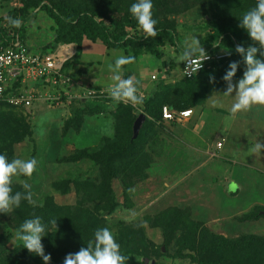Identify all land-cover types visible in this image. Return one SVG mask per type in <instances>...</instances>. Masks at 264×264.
Listing matches in <instances>:
<instances>
[{"label":"rangeland","instance_id":"374dc122","mask_svg":"<svg viewBox=\"0 0 264 264\" xmlns=\"http://www.w3.org/2000/svg\"><path fill=\"white\" fill-rule=\"evenodd\" d=\"M23 1L30 3L28 0H0V18L7 15L10 9L21 7L24 4ZM35 1H40V6L29 9V20L24 24L23 32H21L24 43L30 49L39 53L41 49H54L58 44L54 42L56 41L55 24L46 12L41 10L42 5L63 1L66 5L89 9L91 4H94L99 12L106 14L103 19L105 24L115 21L124 23V31L128 36L141 39L139 49H143L142 55L134 64L126 65V68L122 67V77L124 73L134 74L138 84L144 88L140 90L141 93L146 92L144 95H149L168 84L173 85L174 88L180 85L181 90H176V92L180 91V99L185 103L192 99L200 103L190 108L193 116L187 122L160 120L156 121L155 125H141L140 128L144 127L143 135L136 145L139 155L138 163H141L140 170L127 178L124 183L129 184L128 186L122 184L120 179L118 182H113L114 200L117 203L115 209L95 214L101 221V228L107 227L114 234L120 245L121 254L128 258L126 264H197L189 258L188 251L178 242L180 237L175 228L178 211L184 218L192 220L202 228L213 229L217 234L226 238L232 239L251 234L264 237V219L254 222L240 220L243 215L252 213L256 208H264V149L255 154L248 152L253 144L264 143V106H253L250 110L231 117L229 109L233 98L222 94H216L212 98L214 92L226 91L227 85L222 77H217L215 74H204L199 77L197 83L192 84L191 87L186 86V81L180 76L181 63L177 60L186 38L196 36L207 51L208 45H216L210 39V34H213L217 28L216 24L224 22L228 16H231L228 19H231L232 23L240 24L239 19L247 10L255 6L256 0L247 4L241 3L238 6V13L230 11L231 15L224 16L219 13L217 15L204 14L201 5L188 7L182 0H152V14L157 21L156 31L164 28L175 34L174 45L165 44L157 47V50L162 53L160 56L149 55L144 51L151 37L145 38L130 12L136 0ZM170 1H173L174 5H179L175 12L169 13L162 8L165 4L170 6L172 4ZM129 20L133 22L132 26L126 24ZM0 27H4L3 21H0ZM91 43L105 48L100 42L93 43L85 38L75 43L78 46L74 48V51H77L78 63H72L67 74H64L71 80L69 86L61 88L69 95H78V90L87 89L88 81L79 77L84 74L85 77L88 76L84 69L89 72L93 69L83 68L81 65L89 66L94 60L101 59L103 63L96 74L100 78L105 73L113 74L109 69V64H114L112 60L115 61L121 55L126 56L122 50H111L106 56L95 52L97 55L86 57ZM244 70L245 68L241 67V73L234 78V83L243 77ZM151 75H156V81L151 80ZM211 76L215 77L214 84L210 82ZM108 79L102 85L90 82L89 89L93 86L99 88L98 90L93 89L96 91H103L101 88L107 90L109 84L112 83L111 78ZM29 85H39L38 88L43 90V94L51 92L45 87L42 88L41 80L37 83L29 82ZM69 102L71 99L64 102L58 100L54 103L37 101L30 111L0 106V125L6 118L7 121L13 122L6 132L14 129L15 135L24 137L22 141L12 146L13 156L11 158H35L38 161L31 177L12 178L13 188L20 187L21 192L25 189L19 181L25 180L31 186L34 203L29 204L32 206H44L47 197L53 198L54 203L58 205L75 206L78 204L77 200L80 202L82 195L78 198L75 192L72 193L73 191L67 194L60 193L57 188H60L61 183L63 181L73 183L77 177L83 178V181L79 180L80 183L88 180L99 183L102 175L98 174V171L95 172L96 167L91 161L70 162L69 160L82 149H99L103 142L102 138L106 137L114 141L116 132L120 134V129L119 131L113 129V112L118 109L126 110V107H116L118 103L115 101L107 104L108 108L103 111V114L85 118L82 123L84 126L78 132L73 130L66 132L65 124L73 112L78 111L84 105H92L89 103L83 105L77 101H73L70 105ZM134 112L137 116L145 115L140 108ZM145 118L153 121L149 114L147 117L145 115ZM21 121L27 125H22ZM204 122V125H200ZM18 123L20 124L17 125ZM9 141L11 140L7 137L0 139V145L6 156L11 152ZM217 141L223 144L222 152L229 153L235 158H232L234 161L230 162L242 163L245 160L247 162L251 160V167H254L250 169L251 167L245 164L228 165L233 172L225 173V175L233 180L234 185L229 182L224 185L221 179L215 183L209 181L212 173L210 171L217 167L222 170L221 167L227 162L226 160L213 158L202 167L199 165L201 163L200 150L204 151L207 146H214ZM247 172L250 173V180L245 175ZM202 178L204 190L199 184ZM235 188L237 192L231 194ZM214 189H217L216 194L213 192ZM218 192L220 197L217 195ZM82 209L84 211V208ZM73 215L77 225H84L85 218L79 216L77 212ZM55 220L62 223V215L59 214ZM67 227L73 226L69 224ZM5 229L7 226L4 223L0 224V232ZM64 231H66L65 228H63ZM15 233L16 231L11 232L9 249L15 245L23 247L22 242L16 239ZM170 238L171 242H167ZM64 239L69 241L67 236H64ZM76 247L79 248V246ZM23 250L27 258L41 259L38 255L29 253L24 247Z\"/></svg>","mask_w":264,"mask_h":264},{"label":"trees","instance_id":"16d2710c","mask_svg":"<svg viewBox=\"0 0 264 264\" xmlns=\"http://www.w3.org/2000/svg\"><path fill=\"white\" fill-rule=\"evenodd\" d=\"M28 1L30 3L23 1L24 4L21 7L10 9L7 15L0 18V21H3L4 23V27H0V39H4L7 37L6 35L10 34L9 31H12L13 34H18L20 39L24 41L21 32H23L24 24L29 20L28 11L30 8L34 9L40 6V1ZM251 1L253 2V0H182L184 5L188 7L191 5L197 6V4L201 5L204 14L217 15L219 13L222 16L228 14L231 15L230 11L238 13V6L241 3L247 4L251 3ZM170 2L172 3L170 6L166 4L162 6L163 10L169 13L178 10L177 7L179 5H174L173 1ZM40 8L46 12L55 24V43L75 44L85 38L93 43L96 41L100 42L108 50H122L126 56H135L136 62L142 55L141 53L143 49H139V42L141 39L128 36L124 31V23L115 21L113 23L105 24L103 19L106 14L99 12L97 6L94 4H91L89 7L91 10H89L77 6L66 5L63 1H56L51 2L50 5L44 4ZM10 17L21 18V26L18 28L13 27L8 22ZM230 17L231 16H228V18ZM228 18L226 17L224 22L216 24V30L213 34H210V39L213 40V44L216 45H208L206 53L215 54L222 50L229 55L221 59L219 62H212L209 64V68H203L192 78H182L186 81V86L191 87V85L197 83L199 77L204 74H215L217 77H223L231 62H238L240 65L236 77L241 73V67L242 69L246 67L243 63V57L236 53L235 47L237 44H242L247 48L249 45H252L253 42L247 32L239 27V24L232 23V20H229ZM135 22L137 21L135 20ZM127 23L130 26L133 25L131 20L126 22V24ZM157 33L158 35L156 37H151L148 45L144 47L146 54L160 56L162 53L157 50L158 46L175 44V34L170 30L163 28ZM75 45L77 46V44ZM255 46L258 47V45ZM52 49L41 50L47 52ZM76 55L77 52L65 61L62 67V73L67 74L71 64L78 63ZM258 58L261 57L258 56ZM182 64L183 63L180 64V68ZM124 67L126 68V65ZM169 69L167 71H169ZM130 75L131 73L123 74L124 78H127ZM163 81H165V78H163ZM57 87H54V90L51 89V92L56 93L58 91L60 93V100L62 102L67 101V95L65 94L64 89H61L66 86L60 87V89H57ZM137 87L138 92L144 89L139 84ZM90 88L94 89L96 87L90 86ZM84 89L85 88H81L77 92L80 93ZM87 89H89V85H87ZM98 89L99 88H96V90ZM101 89H103V92L99 99L93 100L95 102L88 101L92 99L82 100L79 98H71V102H69L70 105H72L71 103L73 101H77L83 105L87 103L92 105H82L83 107H80L78 111L73 112L72 116L67 119L65 124L66 132L68 130L78 132V130L84 126L82 123H84L85 118L87 119V117L103 114V111L108 108L107 104L109 102H114L108 94V89ZM177 89L181 90V86L178 85L174 88L173 85L168 84L164 88H158L149 95H144L143 102L139 104V108L146 117L147 114H149L153 118V121H148V118H145L142 125L151 126L155 125L156 121H163L161 116V108L163 106H167L171 111H180L190 109L191 107L200 104L199 101H194V99L185 103L180 99V91L176 92ZM143 93L146 92L144 91ZM50 102L54 103L55 101ZM0 106L15 108L5 103H0ZM116 107H126V110L120 111L118 109L113 112V129H116L115 131H119V129L121 130L119 131L120 134H117L116 132V135L113 138L114 141H110L108 138L104 137L102 138L103 142L99 146V149H82L76 152L69 160L70 162H79L82 160L91 161L96 167L95 172L98 171L97 173L102 175L99 183H95L91 180L80 183L79 180L83 181V178L81 177H77L73 183L63 181L60 188H57L60 193L67 194L73 191L72 193L75 192L74 194L78 198L80 197L79 195H82L81 201L79 202L77 200L78 204L75 206L58 205L54 203L53 198L47 197L44 206H32L28 201L23 200L20 206L14 208L8 215L0 214V224L4 223L7 226V229L0 232V264H44L42 258H27L21 245H15V247L9 249L11 232L16 231L26 219L33 218L34 216L41 218L42 222L46 225L45 237L43 238L42 243L44 245L45 253L50 254L52 257L50 264H63V259L67 254L75 253L76 251H79L81 247L86 246V244L94 238V232L101 228V221L95 214L105 210L112 211L117 207V203L114 200L115 191L113 189V182L121 180L120 182L123 184L128 177L140 170L141 163H138L139 155L136 145L138 139L143 135L144 127L140 128L137 137L132 139L133 131L131 127L135 119L138 117L136 115L137 113L135 114L134 112L136 109L130 104H124L122 102L116 104ZM32 108L33 105L29 108H19V110L30 111ZM4 119V123L0 125V139L2 137H7L11 140L8 142L11 152L10 155L9 153L7 155L8 160L11 161V156H13L12 146L17 142L22 141L24 137L15 135L16 132H14V129V131L11 130L6 132L13 122L9 120L7 121L6 118ZM21 123L22 125H27L25 122L21 121ZM19 124L20 123L17 125ZM0 154H4L1 145ZM124 185L128 186L129 184L124 183ZM11 187L13 193L17 191L21 192L20 187L13 188L12 185ZM72 208L75 212H73L74 210H72ZM82 208H84V211ZM76 212L79 216L86 219L84 225L79 226L74 222L73 213ZM178 212L176 213L177 223L175 225L180 237L178 242L188 251L189 258L197 264H264L263 236L251 234L241 235L232 239L226 238L217 234L213 229L209 230L208 228H202L201 225L188 218H184L183 215ZM59 214L62 215L63 222H60L61 224L58 223V229L52 228L50 221L55 219ZM258 219H264V208L262 207L256 208L252 213L243 215L240 220L243 222H254ZM1 220H3L2 223ZM69 224L73 227H67ZM63 228H65L66 231L63 232ZM69 229L71 231H69ZM64 236H67L69 241H66L65 239L63 240ZM167 242H171V238ZM76 246H79V248Z\"/></svg>","mask_w":264,"mask_h":264},{"label":"clouds","instance_id":"9594fccd","mask_svg":"<svg viewBox=\"0 0 264 264\" xmlns=\"http://www.w3.org/2000/svg\"><path fill=\"white\" fill-rule=\"evenodd\" d=\"M152 9V0H136V3L132 4L130 8V12L145 38L158 35L157 21L153 18ZM239 20V27L247 32L253 42L247 48L242 44H237L235 47L236 53L243 57V63L246 66L243 77L234 83V77H236L240 65L238 62H231L226 74L222 77L227 85L226 91L223 93L214 92L212 96L213 98L216 94H222L233 98L229 109L231 117L248 111L253 106H264V0H256L255 6L247 10ZM8 22L18 28L22 24V19L10 17ZM208 59H210L209 55L196 36H189L185 39L177 57L180 63L186 65L184 73L187 76L197 72L201 68L200 65ZM135 62V56L121 55L115 59L114 64H109L113 75L111 76L112 83L108 86V94L117 103L122 102L136 106L143 102L142 95L138 94L137 85L139 82L135 75H130L127 78L121 75L123 66ZM210 82L215 83L214 76L210 77ZM262 149H264V143L257 142L249 147L248 152L255 154ZM37 164L38 161L35 158H13L9 161L6 155L0 154V214L8 215L14 208H18L23 200L30 204L34 203L31 186L27 181H19L25 189L24 192L13 193L11 185L13 177H31ZM50 223L52 228L58 229V222L55 219ZM45 232L46 225L40 217L34 216L31 219H26L20 225L16 230L15 237L22 242L23 247L29 253L41 257L44 264H50L52 257L45 253L42 243ZM127 259L121 254L120 245L114 234L109 228L104 227L94 232V238L86 246L81 247L75 253L67 254L63 259V264H126Z\"/></svg>","mask_w":264,"mask_h":264},{"label":"built area","instance_id":"2783aa9c","mask_svg":"<svg viewBox=\"0 0 264 264\" xmlns=\"http://www.w3.org/2000/svg\"><path fill=\"white\" fill-rule=\"evenodd\" d=\"M4 39H0V103L13 106L15 108H29L37 101H58L60 100V93L57 91L43 94L36 86L29 85V82L42 81V87L49 90L57 87L69 86L71 80L69 76L62 73L63 64L67 59L72 57L74 53L71 50L62 53H56L53 50L49 52H35L30 49L18 34L10 33ZM10 38V39H9ZM8 40V42H7ZM65 45V44H62ZM76 53V52H75ZM210 59L200 65L197 72L187 76L184 73L186 65L182 64L180 68V76L182 78H192L198 74L203 68H209L212 62H219L221 59L227 57L229 54L222 50L215 54L207 53ZM151 80H156V75H151ZM54 90V89H53ZM103 91H96L93 89H84L78 95H69L71 98L85 99H99ZM138 94L144 97L141 91ZM131 105V104H130ZM132 106V105H131ZM139 110V105L132 106ZM187 113V114H186ZM193 114L191 109H184L180 111H171L167 106L161 108V116L163 120L173 122L188 119ZM221 142L217 143L220 148Z\"/></svg>","mask_w":264,"mask_h":264},{"label":"crops","instance_id":"0c3cea01","mask_svg":"<svg viewBox=\"0 0 264 264\" xmlns=\"http://www.w3.org/2000/svg\"><path fill=\"white\" fill-rule=\"evenodd\" d=\"M92 44V43H91ZM77 46L75 45V44H65V45H62V44H57V46L54 48V51L56 52V53H62V52H66V51H68V50H71L72 49V52L74 53L75 51H74V48H76ZM85 48H87V47H85ZM101 49H104L103 51L101 50ZM53 50V49H52ZM77 50V49H76ZM85 51H86V49H84ZM111 50H114V49H111ZM111 50H108V49H106V48H101V47H99V46H97L96 44H92L90 47H88V49H87V56L86 57H92L93 56V54L94 55H97V54H95V52L96 53H101L103 56L105 55H108V52L109 51H111ZM77 52V51H76ZM114 61L112 60V63H113ZM102 61H101V59H98V60H94V62H93V64H90L89 66H85V65H81L83 68L84 67H91L93 70H92V72H89V71H87V70H85L84 69V71L87 73V77H85L84 75L83 76H80L79 78H81V79H83L84 81H88V85H89V83L90 82H94V83H97L98 85H102L104 82H106V81H108L109 79L108 78H111V76L113 75H108L107 73H105L102 77H100V78H98L97 76H96V74H97V72L99 71V67H100V65H102ZM89 64V63H88ZM94 71V72H93ZM93 75V76H92ZM132 75H134V74H132ZM111 80V79H110ZM77 81V80H76ZM39 85H37L36 86V88L38 87ZM43 88V87H42ZM37 89H39V91L41 92V91H43L41 88H37ZM192 116H193V114L191 115V117H189L188 119H185V120H183V122H187V121H189L191 118H192ZM199 122V121H198ZM202 122V121H201ZM205 124V122L204 123H201L200 125H204ZM197 125V124H196ZM199 125V124H198ZM219 141H217V143H218ZM217 144H215L214 146L212 145V146H207V148H206V150H204V151H202V150H200L201 152V159H199L200 161H201V163L199 164L201 167L203 166V164L205 165L207 162H209L211 159L213 160V158H218V159H221V160H226L227 162L226 163H224V165L221 167L222 168V170L221 169H218L219 167H217V168H215V170H212V171H210V172H212L211 173V180H209V181H212V183H215L218 179H221V182H223V184L224 183H226V182H229V184H231L232 183V179H230L229 178V176H227L226 177V175H225V173H232L233 172V169H230V167H228V165L229 166H233V165H236V164H242V165H247L248 167H251V164H250V162H251V160H250V162H247L246 160L244 161V162H238V163H235V162H230V161H234V160H232V155H230L229 153L228 154H225L224 152H222V149H223V144L221 145V147L220 148H218L217 146H216ZM197 153H198V150H197ZM197 158H199L198 157V155H197ZM231 159V160H230ZM233 159H235V158H233ZM217 160V159H216ZM199 161V162H200ZM235 163V164H234ZM228 167V168H227ZM252 168H254L253 166L250 168V169H252ZM208 169V168H207ZM216 175H218V177L216 176ZM248 178H249V180H250V173L249 172H247L246 174H245ZM220 177V178H219ZM225 177V178H224ZM202 183H203V178L201 179V183H199L200 184V186L202 187V190H204V188H203V185H202ZM235 183H232V185H234ZM225 185V184H224ZM217 189H214V193L216 194L217 192H215ZM237 192V189L235 188V190H234V192H232L231 194H233V193H236ZM218 196H219V192H218V194H217ZM220 197V196H219Z\"/></svg>","mask_w":264,"mask_h":264},{"label":"water","instance_id":"95a60500","mask_svg":"<svg viewBox=\"0 0 264 264\" xmlns=\"http://www.w3.org/2000/svg\"><path fill=\"white\" fill-rule=\"evenodd\" d=\"M144 121H145V115L143 114L138 115V117L135 119L133 126H132V130H133L132 139H135L137 137L140 127Z\"/></svg>","mask_w":264,"mask_h":264}]
</instances>
